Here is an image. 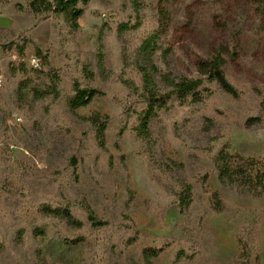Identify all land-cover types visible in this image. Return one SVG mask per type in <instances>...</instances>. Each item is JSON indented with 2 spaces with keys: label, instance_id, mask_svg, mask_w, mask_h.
Listing matches in <instances>:
<instances>
[{
  "label": "rangeland",
  "instance_id": "1",
  "mask_svg": "<svg viewBox=\"0 0 264 264\" xmlns=\"http://www.w3.org/2000/svg\"><path fill=\"white\" fill-rule=\"evenodd\" d=\"M0 3L17 17L11 32L0 30V264H147L146 246L164 248L151 264H264V192L222 183L216 165L223 150L264 164V0H96L78 30L62 15L37 21L27 0ZM121 23L138 27L120 36ZM20 31L48 48L61 80L57 100L17 96L21 74L10 65L22 59L8 43ZM155 33L169 49L155 56L161 74L196 77L202 62L220 59L241 96L213 86L203 103L171 104L154 123L153 145L136 130L143 104L129 84L141 85L138 48ZM32 55L29 46L28 69ZM88 65L90 84L104 94L74 112L73 82L88 81ZM94 112L110 117L107 151L87 120ZM182 183L194 190L186 213L175 195ZM213 192L222 211L213 209ZM43 204L70 207L83 226L46 216ZM88 211L109 224L92 226ZM43 226L51 229L41 244L32 231ZM65 236L85 243L65 246Z\"/></svg>",
  "mask_w": 264,
  "mask_h": 264
},
{
  "label": "trees",
  "instance_id": "2",
  "mask_svg": "<svg viewBox=\"0 0 264 264\" xmlns=\"http://www.w3.org/2000/svg\"><path fill=\"white\" fill-rule=\"evenodd\" d=\"M96 0H27L28 8L34 13L37 21H42L51 16L62 15L66 21L76 30L79 29L78 20L81 18L88 5ZM128 23L118 25V33L122 36L125 32L132 28ZM29 46L33 47L36 56L40 59V67L28 69L23 63L26 50ZM11 50L16 51L22 62L13 61L11 63L12 70L21 74L17 86V96L26 101L30 98L31 101L41 100L46 97H51L57 100L60 97L59 72L52 66L50 60V52L47 47L42 46L34 35L26 31L19 33L8 43ZM161 52L166 58L169 56V49L164 48L160 44L158 34H151L146 37L140 44L137 52L136 67L141 76V85L135 86L129 84V88L136 93L138 102L142 103V107L135 109L137 115L136 130L140 138L150 144L155 145L154 138V123L160 118L161 112L170 107L171 104L177 103L179 106L194 105L205 102L214 94L213 86H217L220 90L238 98L241 96L239 89L229 80L223 62L220 59H213L209 63H201L200 74L196 77L185 75H176L172 78L165 74H161L157 64L156 55ZM85 82L77 79L73 82L74 94L69 99L70 109L74 112L80 108L88 107L93 100L104 92L101 89L93 87L90 81L95 77L91 67L84 66ZM157 77L163 82L164 86L169 89H161L157 83ZM89 124L94 129V135L98 145L107 151L106 132L109 127L110 117L100 112H94L87 117ZM255 121V119L250 118ZM254 124V123H253ZM120 130V134L123 133ZM112 163L113 161L110 160ZM218 177L222 183L236 185L241 188L257 189L259 194L264 192V164L246 160L231 154L226 151H221L216 158ZM126 192L128 200H134V192L126 183ZM177 203L180 212L186 213L194 199V190L191 184L182 183L181 189L175 191ZM213 209L222 211L224 208L223 198L218 192L212 193ZM46 216L55 217L60 220H65L70 225L81 228L83 223L74 217L70 207L52 206L43 204L40 209ZM88 222L94 227L107 226L109 223L105 219L96 216L92 211H88ZM48 226H43L39 229H34L32 234L43 244L49 238ZM24 229H20L16 237L18 240L24 238ZM60 231H62L60 229ZM84 237L72 238L69 236L63 237V244L71 248H79L85 242ZM6 242L0 241V250H4ZM63 246V247H65ZM49 250V249H48ZM39 254H44L43 247L38 249ZM143 257L147 264H151L154 260L161 257L164 252L163 247L146 246L143 248ZM41 255V256H42ZM180 258L185 256V253L177 254ZM251 252L246 246L242 251V258L246 262L249 261Z\"/></svg>",
  "mask_w": 264,
  "mask_h": 264
},
{
  "label": "crops",
  "instance_id": "3",
  "mask_svg": "<svg viewBox=\"0 0 264 264\" xmlns=\"http://www.w3.org/2000/svg\"><path fill=\"white\" fill-rule=\"evenodd\" d=\"M7 5L8 4L0 3V30L4 32L7 31L6 33L11 32L15 27H17V21L15 20L17 17L16 15L10 14V9ZM7 9H9V11H7ZM20 33L22 32L20 31Z\"/></svg>",
  "mask_w": 264,
  "mask_h": 264
},
{
  "label": "built area",
  "instance_id": "4",
  "mask_svg": "<svg viewBox=\"0 0 264 264\" xmlns=\"http://www.w3.org/2000/svg\"><path fill=\"white\" fill-rule=\"evenodd\" d=\"M28 62L30 64V66L33 68H39L41 66L40 65V59L36 55H32L31 57H29ZM3 82H4V79L2 76H0V87H2Z\"/></svg>",
  "mask_w": 264,
  "mask_h": 264
}]
</instances>
